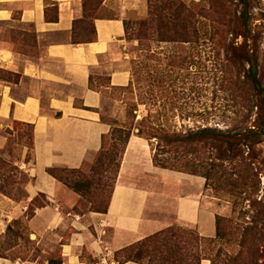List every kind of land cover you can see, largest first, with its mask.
I'll return each mask as SVG.
<instances>
[{"label": "crops", "instance_id": "obj_1", "mask_svg": "<svg viewBox=\"0 0 264 264\" xmlns=\"http://www.w3.org/2000/svg\"><path fill=\"white\" fill-rule=\"evenodd\" d=\"M82 19L83 0H0V149L5 125L30 127L32 141L31 160L22 163L25 198L14 202L0 191V242L23 220L39 250L0 256V264H137L115 254L174 224L216 236L204 179L155 165L150 143L137 135L125 147L105 214L82 208L49 174L95 161L110 132L101 120L103 92L129 84L119 52L123 20L96 19L93 41L73 44ZM36 198L42 206H33Z\"/></svg>", "mask_w": 264, "mask_h": 264}, {"label": "rangeland", "instance_id": "obj_2", "mask_svg": "<svg viewBox=\"0 0 264 264\" xmlns=\"http://www.w3.org/2000/svg\"><path fill=\"white\" fill-rule=\"evenodd\" d=\"M257 1L259 4L254 13L258 20L255 23L264 27V0ZM176 3L187 8L200 6L206 9L209 6V0L84 1L85 17L77 24L72 41L90 40L94 19L123 20L125 37L119 52L122 65L129 74V84L125 88L103 92L101 120L110 126V132L103 141L102 155L93 163L85 164L80 171H53L61 183L74 193L81 186L75 194L80 197L82 208L104 207L108 202L128 131L137 135L138 129H141L147 140L150 138L148 136L164 137L162 129L152 130L151 123L146 122L149 115L150 122L157 127H164L170 137L206 128L234 132L238 122L243 121L247 126H252L255 121L256 110L251 115L246 112L236 115L237 104L231 96L239 91L236 96L245 100L249 94L239 85L233 87V81L221 83L214 78L210 59L212 53L207 46L202 43L196 46L165 42L170 41L171 35L157 20L168 13H175ZM199 20L206 22L204 17ZM261 47L264 52V43ZM183 59H186V63L182 65L179 60ZM261 67L264 87V60ZM159 79L166 81L159 84L160 91ZM153 81L156 88L152 87ZM153 89L154 98L150 95ZM7 126H11L13 131ZM1 136L5 144L0 149V191L10 200L19 202L25 198L24 188L28 182L22 163L31 160V128L5 125ZM208 138L177 145L181 147L179 155L175 148L169 146L166 149L171 153L160 155L156 151L157 139L147 142L154 154L156 152L155 163L159 167L204 179V196L214 204L217 213L215 238H203L192 228L174 224L171 227L174 239L167 249L149 251L141 264H264V137L255 148L252 165H255L254 172L257 175L252 194L257 203L253 210L249 209L248 201L241 203L239 200L240 196L247 197L242 195L243 168L238 167V160L216 162L226 147L222 145L215 151L211 146V138ZM159 142L161 146L167 145ZM230 154L226 153L224 157L228 158ZM105 157H110V164L104 161L101 165L99 161ZM171 158L173 161L168 162ZM42 205V199L36 198L33 206ZM32 210L33 207L27 216L32 214ZM252 216L258 217L259 221L252 222ZM11 227L0 242V256L25 257L39 251L28 241L23 220L14 222ZM117 258L118 261L123 260L122 255Z\"/></svg>", "mask_w": 264, "mask_h": 264}, {"label": "trees", "instance_id": "obj_3", "mask_svg": "<svg viewBox=\"0 0 264 264\" xmlns=\"http://www.w3.org/2000/svg\"><path fill=\"white\" fill-rule=\"evenodd\" d=\"M84 1L85 0H83V19L85 17ZM258 4L259 2L257 0H209L208 8L203 9L200 6L187 8L181 3H176L174 5L175 13H168L164 18L159 17L157 20V22H159L166 29L167 34L170 33L171 35L170 41L165 42H171L177 45L189 43L190 45L196 46L202 43V45L207 46L212 53L210 59L214 78L221 81V83L233 81L235 83L234 85L231 84L233 87H237L239 85V87L246 89L249 96L248 98H245V100L236 96L239 91H237V93L231 97L233 102L235 99L237 104V110H235L237 116L239 113L244 114L246 112L251 115L253 114L254 110L257 111L255 112V121L252 123V126H247L243 121H240L237 123L236 128H234V132H223L215 128H206L196 132L189 131L185 135L174 134L170 137L165 132L164 127H157L155 124L150 122V115L147 121L145 120L146 122L151 123L153 126L152 130L162 129L161 132L164 134L162 139L159 137L148 136L150 137L149 139H157L158 143L156 151L157 153H161L160 155L164 153H171L166 149L168 146L169 148H175L179 155L181 147L177 145L204 141L208 137L211 138V146L215 151H217L220 146L225 145L226 149L224 148L220 152L221 155H218L216 162L223 161L224 159L229 160V162H235L238 160V167L243 168L245 173L244 180L242 179V195L247 196L245 198L240 196L239 200L241 203L243 201H248L250 210H253L257 203L255 198H252V194L255 190V178L257 177L254 172L255 165L252 167L254 164L253 161L255 160V148L261 143V139L264 137V87L261 80V66L264 60V52L262 51L261 45L264 43V27L255 23L258 18L255 16L254 10ZM163 7L165 8V5ZM192 10L194 11V14ZM201 17L206 19L205 23L199 20ZM82 20L78 21V23ZM95 20L96 19H94L91 24L92 36L94 34L93 24ZM78 23L76 22L75 27ZM93 39L94 38L92 37L88 41L91 42ZM239 39L242 41L240 42ZM82 43H86V41H73V44ZM185 60L186 59H183L182 61L179 60V62H181L183 65L186 63ZM164 82L166 81H161V79H159L158 85ZM154 83L155 81H153L152 87L156 88ZM158 85L157 87L160 86V91L161 85ZM231 92L233 93V91ZM154 93L155 89L150 91L152 98L156 96ZM145 121L143 120V122ZM130 136L131 133L128 131L124 142V149ZM137 136L143 138L146 141L149 140L144 138V133L141 129H138ZM104 139L105 137H103V141ZM159 141H162L167 145L165 147L161 146ZM242 148H244V151H242ZM103 151L104 145L102 143L98 157L102 155ZM226 153L227 155L230 154L231 156L225 158L224 155ZM244 153H246V156H244ZM181 155H183V152ZM155 157L156 152L153 162L155 165H157L155 163ZM109 159L110 157L101 158L100 161H102H99V163L102 165L104 161H106L107 164H110ZM170 160L173 161L171 158L168 160V162ZM120 162L121 158L118 162L116 177ZM161 168H164V166ZM49 174L61 182V180L53 174V171H49ZM230 186L232 187L233 184ZM79 189H81V186L77 187V191H80ZM77 191H75V193ZM108 202L104 207H93V209H90V211L105 214L107 211ZM258 221V217L252 216V222L257 223ZM9 228L12 227L9 226L7 231ZM172 231V228H168L153 236L145 238L123 249L122 251L117 252L115 254V259H118L117 257L122 255L123 260H119L120 263L133 262L141 264L144 256L149 254V251L155 252V248L167 249L170 241L174 239V234ZM196 237L199 239L197 235Z\"/></svg>", "mask_w": 264, "mask_h": 264}]
</instances>
